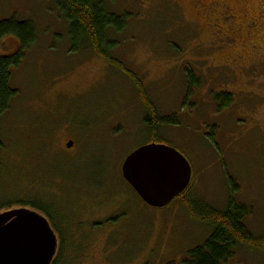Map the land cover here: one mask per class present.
<instances>
[{
  "label": "rangeland",
  "instance_id": "obj_1",
  "mask_svg": "<svg viewBox=\"0 0 264 264\" xmlns=\"http://www.w3.org/2000/svg\"><path fill=\"white\" fill-rule=\"evenodd\" d=\"M59 1L0 0V21H29L36 31L11 71L15 98L4 117L7 163L28 176L4 192L45 187L34 152L20 150L43 142L45 158L66 163L56 173L62 179L47 184L74 225L66 264H183L211 228L191 214L185 196L151 208L121 175L130 153L164 145L189 163L194 198L215 210L231 199L247 206V230L263 241L264 0H113L111 11L125 15L111 39L113 64L90 50L69 53ZM18 48L7 37L0 54ZM223 94L232 103L218 111ZM150 112L169 121L148 127ZM13 172L14 164L8 179H17ZM223 264H264V251L239 245Z\"/></svg>",
  "mask_w": 264,
  "mask_h": 264
},
{
  "label": "trees",
  "instance_id": "obj_2",
  "mask_svg": "<svg viewBox=\"0 0 264 264\" xmlns=\"http://www.w3.org/2000/svg\"><path fill=\"white\" fill-rule=\"evenodd\" d=\"M112 1L60 0L58 2L59 16L64 20L68 28L71 44L68 50L70 54L76 51L90 50L109 64L114 63L115 59L112 53L116 44L111 42V39L122 31L120 21L125 15L120 16L111 11L109 3ZM7 37L15 39L19 48L13 56L0 54V196L3 201L0 205V212L9 211L13 209V206H16V208H27L45 216L60 241L58 256L54 264H66L65 249L72 245L71 239L73 238L72 229L74 225L66 221V215L63 211L56 209L57 202L47 196V189L51 185L48 182H53L55 177L60 178L59 180L62 179L64 172L59 174L60 177L56 176V173L64 170L66 163L45 158V151H42V149H45L43 142L32 149L27 145H20L22 146L20 150L26 149L27 155L28 151L34 152L33 157L34 160L36 159L35 165H38V170L47 173L45 174L47 179L43 181L46 184V188L44 187L39 191L23 190L16 197H10L9 192H4V188L12 187L16 190L14 185L21 183L18 179L19 176H28L27 170L22 169V167L21 171H19V165L13 161L15 170L18 171L13 172V175L18 174L15 177L17 179H14V177H11V180L7 178V170L13 164L11 161L9 166L6 160L12 156H9L8 153L11 148L3 140L4 133L8 129V124L5 122L4 117L10 108L12 100L15 98V91L10 85L11 71L19 65L24 53L35 43L36 31L33 24L29 21L17 20L16 18L3 19L0 21V45L2 40ZM79 45H82L81 49L78 48ZM219 98L225 99V103L219 107V110L228 108L232 102L230 95L223 94ZM168 121L158 118L152 112L145 119L148 127H158L162 122ZM5 156L8 158H5ZM17 156H20L19 158L22 160L21 155ZM20 164L24 165V162H20ZM26 167L28 168V166ZM29 183L33 187L31 185L33 184V176H31ZM190 188L191 183L177 199L185 196V206L190 209L191 214L196 219L209 226L211 231L200 246L189 251L188 258L183 261V264H223L235 255L239 245H255V247L258 246L264 251V239L263 241H258L249 233L245 225V220L250 214L247 206L236 203L231 199L223 210H215L202 200L194 198Z\"/></svg>",
  "mask_w": 264,
  "mask_h": 264
},
{
  "label": "water",
  "instance_id": "obj_3",
  "mask_svg": "<svg viewBox=\"0 0 264 264\" xmlns=\"http://www.w3.org/2000/svg\"><path fill=\"white\" fill-rule=\"evenodd\" d=\"M121 175L143 203L163 209L188 188L192 171L176 150L148 144L124 159ZM56 249L57 236L43 215L25 208L0 213V264H51Z\"/></svg>",
  "mask_w": 264,
  "mask_h": 264
},
{
  "label": "flooded vegetation",
  "instance_id": "obj_4",
  "mask_svg": "<svg viewBox=\"0 0 264 264\" xmlns=\"http://www.w3.org/2000/svg\"><path fill=\"white\" fill-rule=\"evenodd\" d=\"M231 103H232V102H231ZM218 111H221V110H219V108H218ZM73 146H74V143H73ZM73 146H72V148H71V149H69L68 151H72V149H73ZM59 246H60V241H59V238H58V236H57V249H56V254H55V256H54V258H53V260H52L51 264H54V263H55V261H56V259H57L58 252H59Z\"/></svg>",
  "mask_w": 264,
  "mask_h": 264
}]
</instances>
